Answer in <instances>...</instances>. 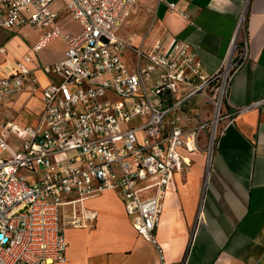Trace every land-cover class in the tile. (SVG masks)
<instances>
[{
	"label": "built area",
	"instance_id": "obj_1",
	"mask_svg": "<svg viewBox=\"0 0 264 264\" xmlns=\"http://www.w3.org/2000/svg\"><path fill=\"white\" fill-rule=\"evenodd\" d=\"M56 1L79 23L78 33L58 27V13L50 8ZM134 2L0 0L4 29L51 25L32 45L35 52L55 37L67 45L61 60L41 67L55 80L41 90L37 124H2L18 143L15 149L0 134V264L64 262V229L92 221L96 212L79 207L106 190L116 192L136 233L157 250L159 264H172L154 234L166 185L182 167L181 150H199L202 129H208V178L218 135L246 108L223 112L236 71L248 57V40L242 14L220 67L206 75L185 41H158L144 49L118 36ZM126 49L133 53L130 61ZM36 84L25 62L17 61L13 74L0 76V103ZM197 95L211 105V115L187 127L183 109ZM224 117L228 121L219 127ZM196 217L203 222L200 212Z\"/></svg>",
	"mask_w": 264,
	"mask_h": 264
},
{
	"label": "crops",
	"instance_id": "obj_2",
	"mask_svg": "<svg viewBox=\"0 0 264 264\" xmlns=\"http://www.w3.org/2000/svg\"><path fill=\"white\" fill-rule=\"evenodd\" d=\"M168 4H173V11ZM50 8L58 13L56 23L63 32L78 33L79 23L66 13L62 1ZM242 14L248 57L236 71L223 112L246 108L218 135L207 179L208 129L198 134L199 150H181L182 167L166 185L154 230L172 264L182 259L185 264H264V102L253 106L264 98V0H135L117 32L144 49L158 41L164 46L174 39L185 41L207 75L220 67ZM72 23L78 31L69 28ZM50 28L0 27V76L13 74L16 62L23 61L37 80L35 87H22L0 103V118L7 117L0 120V134L9 132L4 123L33 127L39 120L41 90L55 80L41 67L61 60L67 47L55 37L39 51L32 49ZM52 41L60 47L54 48ZM132 54L126 49L124 59L130 61ZM183 114L188 117L184 125L193 127L208 120L211 105L197 95L186 103ZM227 121L222 118L219 127ZM81 204L79 209L95 211L96 216L83 226L64 229L66 260L51 264H159L157 250L136 233L116 192L103 191ZM198 212L203 222L197 223Z\"/></svg>",
	"mask_w": 264,
	"mask_h": 264
},
{
	"label": "rangeland",
	"instance_id": "obj_3",
	"mask_svg": "<svg viewBox=\"0 0 264 264\" xmlns=\"http://www.w3.org/2000/svg\"><path fill=\"white\" fill-rule=\"evenodd\" d=\"M78 27H79V26H78L76 23H72V24L69 25V28H70L71 30H73V31H78ZM52 45H53L54 48H59V47H60V45H59L58 42H53V41H52ZM6 118H7V117H4V116H3V117L0 118V120H5ZM3 134H4V136H5L6 140H7V142H9V144H10L13 148L16 149V147H17V145H16V140H15L14 138L11 137L10 133L7 132V131H5V132H3Z\"/></svg>",
	"mask_w": 264,
	"mask_h": 264
}]
</instances>
